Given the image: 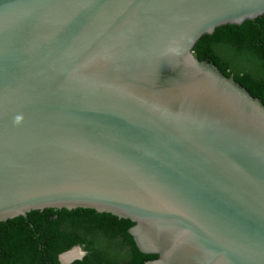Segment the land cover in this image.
I'll return each mask as SVG.
<instances>
[{"label":"water","instance_id":"obj_1","mask_svg":"<svg viewBox=\"0 0 264 264\" xmlns=\"http://www.w3.org/2000/svg\"><path fill=\"white\" fill-rule=\"evenodd\" d=\"M263 13L264 0H0V221L93 208L134 221L157 254L144 264H264V104L192 51Z\"/></svg>","mask_w":264,"mask_h":264},{"label":"trees","instance_id":"obj_2","mask_svg":"<svg viewBox=\"0 0 264 264\" xmlns=\"http://www.w3.org/2000/svg\"><path fill=\"white\" fill-rule=\"evenodd\" d=\"M192 51L214 63L264 104V13L206 33ZM134 221L93 208L34 209L0 221V264H61L73 246L85 250L68 264H144L156 253L139 250L129 228Z\"/></svg>","mask_w":264,"mask_h":264},{"label":"flooded vegetation","instance_id":"obj_3","mask_svg":"<svg viewBox=\"0 0 264 264\" xmlns=\"http://www.w3.org/2000/svg\"><path fill=\"white\" fill-rule=\"evenodd\" d=\"M70 252H73L74 255L77 254L78 256H80L81 254H83V255L85 254V250H84L81 246H79V248H78L77 251H75V250H71ZM70 252H68V253H70ZM82 252H83V253H82ZM68 253H66V254H68ZM83 255H82V256H83ZM82 256H81V257H82ZM62 257H63V256H62ZM77 259H78V258H77ZM79 259H80V258H79ZM62 260H63V261L65 260L64 257L62 258Z\"/></svg>","mask_w":264,"mask_h":264},{"label":"bare ground","instance_id":"obj_4","mask_svg":"<svg viewBox=\"0 0 264 264\" xmlns=\"http://www.w3.org/2000/svg\"><path fill=\"white\" fill-rule=\"evenodd\" d=\"M62 256L64 257L65 260H67V259L71 258L72 256H74V254H73V252H70V253H68V254H66V253L63 254ZM63 257H62V258H63Z\"/></svg>","mask_w":264,"mask_h":264}]
</instances>
